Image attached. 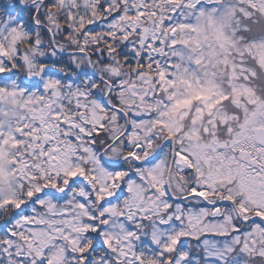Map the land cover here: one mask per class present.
Returning a JSON list of instances; mask_svg holds the SVG:
<instances>
[{
  "label": "snow or ice",
  "instance_id": "snow-or-ice-1",
  "mask_svg": "<svg viewBox=\"0 0 264 264\" xmlns=\"http://www.w3.org/2000/svg\"><path fill=\"white\" fill-rule=\"evenodd\" d=\"M0 264H264V0H0Z\"/></svg>",
  "mask_w": 264,
  "mask_h": 264
}]
</instances>
